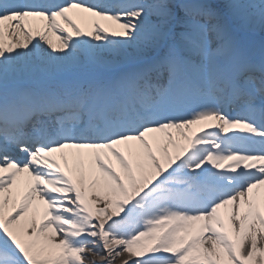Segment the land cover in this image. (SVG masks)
Returning <instances> with one entry per match:
<instances>
[{
	"label": "snow or ice",
	"instance_id": "snow-or-ice-1",
	"mask_svg": "<svg viewBox=\"0 0 264 264\" xmlns=\"http://www.w3.org/2000/svg\"><path fill=\"white\" fill-rule=\"evenodd\" d=\"M0 264H264V0H0Z\"/></svg>",
	"mask_w": 264,
	"mask_h": 264
},
{
	"label": "bare ground",
	"instance_id": "bare-ground-1",
	"mask_svg": "<svg viewBox=\"0 0 264 264\" xmlns=\"http://www.w3.org/2000/svg\"><path fill=\"white\" fill-rule=\"evenodd\" d=\"M95 259H96L97 261H100L101 257H95Z\"/></svg>",
	"mask_w": 264,
	"mask_h": 264
}]
</instances>
